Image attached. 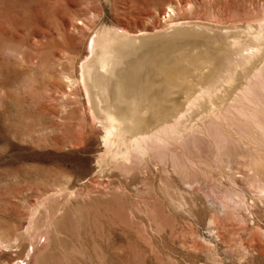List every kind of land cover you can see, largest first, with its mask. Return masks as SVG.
I'll return each instance as SVG.
<instances>
[{
	"label": "rangeland",
	"instance_id": "obj_1",
	"mask_svg": "<svg viewBox=\"0 0 264 264\" xmlns=\"http://www.w3.org/2000/svg\"><path fill=\"white\" fill-rule=\"evenodd\" d=\"M177 21L250 35L160 140L100 145L90 36ZM260 77L264 0H0V264H264Z\"/></svg>",
	"mask_w": 264,
	"mask_h": 264
},
{
	"label": "water",
	"instance_id": "obj_2",
	"mask_svg": "<svg viewBox=\"0 0 264 264\" xmlns=\"http://www.w3.org/2000/svg\"><path fill=\"white\" fill-rule=\"evenodd\" d=\"M106 32H115V37L88 62L96 84L86 89L81 69L80 79L99 144L106 135L125 149L138 137L176 123L250 35L237 27L199 21L137 32L102 26L90 36L87 55L91 39ZM112 160L124 164L120 157Z\"/></svg>",
	"mask_w": 264,
	"mask_h": 264
},
{
	"label": "bare ground",
	"instance_id": "obj_3",
	"mask_svg": "<svg viewBox=\"0 0 264 264\" xmlns=\"http://www.w3.org/2000/svg\"><path fill=\"white\" fill-rule=\"evenodd\" d=\"M243 55V54H242ZM241 56V55H240ZM246 56V55H245ZM243 57V56H242ZM236 58V57H235ZM247 58L248 57H246V61H247ZM233 59V58H232ZM237 59V58H236ZM241 59V58H240ZM245 59V58H244ZM239 61V60H238ZM249 61V60H248ZM241 62H243V61H241ZM231 63H232V61H231ZM240 63V62H239ZM246 63V62H245ZM242 64V63H241ZM226 65V64H225ZM237 66V65H236ZM239 66H240V64H239ZM241 66H243V65H241ZM240 66V67H241ZM227 67V66H226ZM230 67V66H229ZM239 67V68H240ZM232 69L234 68V66L233 67H231ZM225 73V72H224ZM259 75H260V73H259ZM259 75H257V77L259 76ZM222 76V71H221V73H220V75H219V77H221ZM218 77V78H219ZM230 77V76H229ZM220 79V78H219ZM217 80V79H216ZM215 80V81H216ZM259 80H261V82H260V87L264 90V78L263 77H260V79ZM215 81L209 86V87H207L204 91H202L198 96H197V98L192 102V104L188 107V109H190V108H192V105H194V106H196L197 105V103L200 101V97H202V98H205L206 97V95L207 96H210L212 93H213V90H215L216 89V83H215ZM259 83V82H258ZM95 85L96 83L94 82V81H92V82H90L89 83V86L91 85ZM219 84V83H218ZM189 115V114H188ZM254 115V114H253ZM182 116H184V114L182 115ZM180 120V119H179ZM179 122V121H178ZM260 125V124H259ZM159 130L160 129H158V130H156V131H153L150 135H148V136H143V137H138L136 140H135V148H134V150H133V152L135 151V152H137L138 153V151H139V149H141V147H142V145L143 144H145L147 141H153L154 139L156 140V139H159V138H161V135H163L162 133H160L159 132ZM165 134V133H164ZM106 138V137H105ZM160 140V139H159ZM109 141V140H108ZM112 142V141H111ZM122 149V148H121ZM120 150V149H119ZM118 150V151H119ZM124 150V149H123ZM122 151V150H121ZM136 153V154H137Z\"/></svg>",
	"mask_w": 264,
	"mask_h": 264
}]
</instances>
